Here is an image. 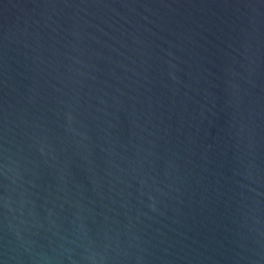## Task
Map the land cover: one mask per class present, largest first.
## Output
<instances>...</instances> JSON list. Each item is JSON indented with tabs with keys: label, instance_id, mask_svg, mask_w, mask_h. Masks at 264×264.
Returning <instances> with one entry per match:
<instances>
[{
	"label": "water",
	"instance_id": "95a60500",
	"mask_svg": "<svg viewBox=\"0 0 264 264\" xmlns=\"http://www.w3.org/2000/svg\"><path fill=\"white\" fill-rule=\"evenodd\" d=\"M0 264H264V0H0Z\"/></svg>",
	"mask_w": 264,
	"mask_h": 264
}]
</instances>
